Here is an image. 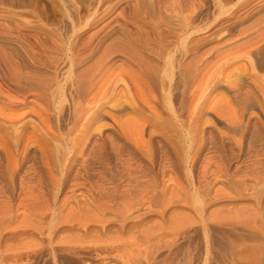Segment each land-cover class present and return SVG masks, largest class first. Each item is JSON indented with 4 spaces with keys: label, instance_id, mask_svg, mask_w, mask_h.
I'll use <instances>...</instances> for the list:
<instances>
[{
    "label": "rangeland",
    "instance_id": "rangeland-1",
    "mask_svg": "<svg viewBox=\"0 0 264 264\" xmlns=\"http://www.w3.org/2000/svg\"><path fill=\"white\" fill-rule=\"evenodd\" d=\"M161 1L156 0L168 15L190 17L193 39H205L201 51L212 44L217 27L219 32L233 20L235 27L243 26L264 11L251 1L214 20V0ZM136 3L0 0V42L12 53L18 50L26 68L37 63L70 83V57L87 42L100 49V40L115 39L125 27L140 35L163 29L158 16L135 15ZM115 69L116 74L120 68ZM228 79L218 86L230 96L234 93L223 84ZM66 87L68 100L73 92ZM117 90L102 101L91 127L80 130L74 150L50 138V130L40 131L54 140L48 147L25 136L34 132L31 126L20 140L0 142V264H264V92L231 95L234 119L194 104L198 116L189 149L169 126L145 124L142 106L135 107L141 117L137 134H127L107 110L117 98L126 110L134 109L123 98L130 93L122 85ZM71 98L55 110L58 131L72 123ZM94 146L98 154L89 158ZM180 146L193 154L186 157Z\"/></svg>",
    "mask_w": 264,
    "mask_h": 264
},
{
    "label": "bare ground",
    "instance_id": "bare-ground-1",
    "mask_svg": "<svg viewBox=\"0 0 264 264\" xmlns=\"http://www.w3.org/2000/svg\"><path fill=\"white\" fill-rule=\"evenodd\" d=\"M137 1L138 3H136L133 11L134 14H146L149 15L150 19L153 15L158 16L161 24L164 25L163 29L161 28V31H158L157 34H154V31L145 30V34L140 35L131 28L125 27L123 33L116 36L115 39L106 43L100 40L99 43H102L100 49L99 46H93L94 44L85 42L84 47L82 46L83 50L71 52L70 59L73 71L71 70L72 73L69 72V74L71 73L70 76L68 74L70 83L60 81L55 70L54 73L49 72L50 75L45 71L43 72L41 70L43 68L39 65L36 66L37 63H34L35 68H31L32 66L26 68V65L24 66L17 58L18 54L16 53L18 50L15 52L13 48L14 53H12L2 45L4 41L0 42V142L5 143L6 141L7 143L8 137L13 138V140L16 138L20 140L19 138L26 133V129L31 126L34 128L35 133L29 132L31 134H24L25 136L40 138L42 141L37 142L48 145L47 142L54 140L49 139L50 141H48V138L44 137L40 131L43 129L50 130V138H60L65 143V145L64 143L63 146L61 145L62 147L66 146L67 149L73 148L74 150V148H77L78 139L83 135V133L81 135L82 131L80 132V130L86 129L88 126L91 127L90 124L95 120L99 111H102L103 106L101 107V104L108 98L109 93H116L122 85V92H129L130 95L126 97L121 93L119 97L123 95V98H128L130 108L134 109L126 110L123 101L115 96L117 99L112 101L113 103L111 102V107L107 110L123 129L127 128L126 133L137 134L136 127L139 126L138 122L140 121H138V118L140 116L135 112V107L138 109L139 106H142L146 117V119L144 118L145 124L149 125L154 122L153 124H157V126H169L176 134L178 133V139L179 136H182L185 144L189 147L188 143H193V124L196 116H198L193 110L194 104H200L202 107L210 106L217 114L226 116L228 119H234L236 107L233 103V97L241 95L245 98L251 92H264V11L261 12L262 15L260 13L259 17L256 19L254 17V20L243 26L235 27L233 20L229 22L227 27L220 29L219 32H217V27L216 32L214 31L212 34V44L201 51V44L204 43L205 39L203 42L198 38L193 39V25L190 17L183 15V13L180 14L181 12L176 15H168L167 12L159 8L161 5H158L159 3L157 4L156 0ZM160 1L158 0V2ZM214 1L217 9L214 20L225 17L233 8L246 6L251 1L259 5L257 8L260 7L261 10L264 8V0H239L234 5H230L229 0ZM259 10L258 12L261 11ZM240 16L241 14L237 15V17ZM2 35L0 30V36ZM55 41L52 43H55ZM50 48L49 44L48 49ZM30 55L35 54L27 56L30 57ZM41 57L45 58L47 56ZM57 59V56L53 58L54 62H57ZM48 60H46V63L52 62V60ZM115 64L120 68L116 71L117 75L114 73L116 70ZM52 68L54 69V67ZM113 74L116 77L112 78ZM225 76L229 79L228 82H223V84L225 83V86L229 87L234 93H230L233 97L228 96L229 93L218 86ZM66 84L70 86V91L73 92L69 96V98L72 97V101H69L71 103H69L71 105L69 107H71L72 120L71 116L70 120L72 123L67 130L58 131V124L55 120L58 117L55 110L59 107L63 109V102L69 100V98L67 100V97L65 99L67 94H65L67 92ZM210 92L216 93L212 96ZM94 107L95 109L91 110ZM114 109L117 112H114ZM61 114L63 115V113ZM126 114H133V117H126ZM61 128L63 127L61 126ZM154 128L156 129V127ZM51 130H57L58 132ZM170 133L173 132L170 130ZM171 136L173 135L171 134ZM176 144L174 147L177 146ZM36 145H39V143ZM95 146L93 150L90 149L89 158L97 156L98 152ZM182 146H180L181 149H185L186 157H188L190 151H188L187 146L183 148ZM181 152L178 155L181 156ZM168 158L166 159L168 160ZM87 162L89 161L87 160Z\"/></svg>",
    "mask_w": 264,
    "mask_h": 264
}]
</instances>
